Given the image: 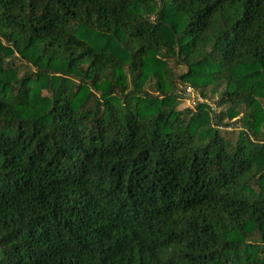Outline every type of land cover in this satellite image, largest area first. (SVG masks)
Masks as SVG:
<instances>
[{
    "label": "trees",
    "instance_id": "trees-1",
    "mask_svg": "<svg viewBox=\"0 0 264 264\" xmlns=\"http://www.w3.org/2000/svg\"><path fill=\"white\" fill-rule=\"evenodd\" d=\"M0 264H264V0H0Z\"/></svg>",
    "mask_w": 264,
    "mask_h": 264
},
{
    "label": "rangeland",
    "instance_id": "rangeland-1",
    "mask_svg": "<svg viewBox=\"0 0 264 264\" xmlns=\"http://www.w3.org/2000/svg\"><path fill=\"white\" fill-rule=\"evenodd\" d=\"M17 64H22V62L17 60ZM195 94L193 91L187 92L179 101V109H183L185 107H192L195 103Z\"/></svg>",
    "mask_w": 264,
    "mask_h": 264
}]
</instances>
